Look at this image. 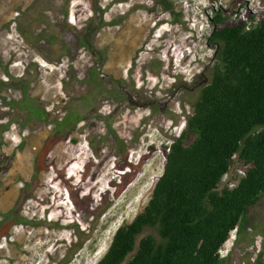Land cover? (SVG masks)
Returning <instances> with one entry per match:
<instances>
[{
    "label": "rangeland",
    "instance_id": "rangeland-1",
    "mask_svg": "<svg viewBox=\"0 0 264 264\" xmlns=\"http://www.w3.org/2000/svg\"><path fill=\"white\" fill-rule=\"evenodd\" d=\"M263 11L264 0H0V223L13 213L0 264H97L224 67L212 18L250 25ZM43 22L56 41L38 40ZM94 77L138 106L96 94ZM252 224L227 264H264Z\"/></svg>",
    "mask_w": 264,
    "mask_h": 264
},
{
    "label": "trees",
    "instance_id": "trees-1",
    "mask_svg": "<svg viewBox=\"0 0 264 264\" xmlns=\"http://www.w3.org/2000/svg\"><path fill=\"white\" fill-rule=\"evenodd\" d=\"M42 24L38 40L56 41ZM209 42L222 49L224 67L214 68L191 105L185 131L164 147L163 174L148 202L117 229L97 264H226L219 250L233 231L247 229L250 211L263 205L264 11L251 16L250 25H226L216 13ZM93 83L96 94L138 106L119 83L111 89L97 77ZM134 93L139 102L150 101L140 90ZM12 217L8 213L0 223V238Z\"/></svg>",
    "mask_w": 264,
    "mask_h": 264
},
{
    "label": "flooded vegetation",
    "instance_id": "flooded-vegetation-1",
    "mask_svg": "<svg viewBox=\"0 0 264 264\" xmlns=\"http://www.w3.org/2000/svg\"><path fill=\"white\" fill-rule=\"evenodd\" d=\"M257 218H258V223H260L261 225L264 226V203L260 207L253 208L251 210V212L249 213V215H248V221H247V229L244 232H241V231L239 232L238 231L237 237H236L235 241L233 242L231 248L228 250V260H227V263L232 258L233 254H234V251L238 248L239 243L242 240H245V237L249 234L248 233V229L250 227L254 228V224H252V219H257ZM255 222H257V221H255ZM8 224L9 223H7L6 225H8Z\"/></svg>",
    "mask_w": 264,
    "mask_h": 264
},
{
    "label": "built area",
    "instance_id": "built-area-1",
    "mask_svg": "<svg viewBox=\"0 0 264 264\" xmlns=\"http://www.w3.org/2000/svg\"><path fill=\"white\" fill-rule=\"evenodd\" d=\"M240 173H241V175L242 176H244V172L243 171H239ZM236 232L237 231H233L232 233H231V235H230V238H229V240L221 247V249L219 250V253H220V255H221V257H225V256H227V254H228V249L230 248V246H231V243H230V241L231 240H235L236 239Z\"/></svg>",
    "mask_w": 264,
    "mask_h": 264
},
{
    "label": "clouds",
    "instance_id": "clouds-1",
    "mask_svg": "<svg viewBox=\"0 0 264 264\" xmlns=\"http://www.w3.org/2000/svg\"><path fill=\"white\" fill-rule=\"evenodd\" d=\"M234 241H235V240H234ZM234 241H233V242H234ZM233 242L231 243V246H232ZM231 246H230V248H231ZM230 248H229V249H230ZM229 249H228V250H229ZM219 255H220V253H219ZM220 257H221V255H220ZM221 258H228V254H227V256H225V257H221Z\"/></svg>",
    "mask_w": 264,
    "mask_h": 264
}]
</instances>
